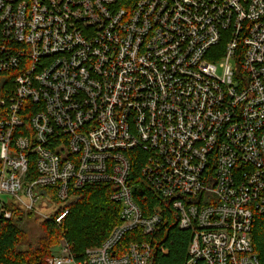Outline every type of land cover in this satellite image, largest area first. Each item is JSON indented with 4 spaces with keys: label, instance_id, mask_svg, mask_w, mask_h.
<instances>
[{
    "label": "built area",
    "instance_id": "2783aa9c",
    "mask_svg": "<svg viewBox=\"0 0 264 264\" xmlns=\"http://www.w3.org/2000/svg\"><path fill=\"white\" fill-rule=\"evenodd\" d=\"M0 24V70L18 71L0 99V220L14 205L61 225L95 184L121 206L100 245L79 258L62 237L48 264H157L164 210L146 212L141 183L192 232L176 264H262L264 0H0Z\"/></svg>",
    "mask_w": 264,
    "mask_h": 264
},
{
    "label": "trees",
    "instance_id": "16d2710c",
    "mask_svg": "<svg viewBox=\"0 0 264 264\" xmlns=\"http://www.w3.org/2000/svg\"><path fill=\"white\" fill-rule=\"evenodd\" d=\"M3 36L0 24V45ZM1 54V50H0ZM18 71L0 70V99L8 98L14 90V77ZM142 159H133L132 180L139 181ZM111 185L95 184L79 191V198L70 207V213L61 225L53 219L43 222L46 230L36 244L30 241L27 230L22 225L24 212L13 205L15 217L0 220V264H48L47 258L56 250L62 237L74 244V250L79 256L90 246H97L107 237L111 229L120 223L121 206L111 198ZM135 196L146 212L152 205L162 204L164 221L159 237L154 244L157 264H176L185 260L187 247L192 237L190 230L178 226V214L169 201L161 198L150 186L141 183L135 188ZM253 245L260 254L264 264V216H256L254 220ZM130 235L128 239H130ZM164 248L165 251L161 249Z\"/></svg>",
    "mask_w": 264,
    "mask_h": 264
},
{
    "label": "rangeland",
    "instance_id": "374dc122",
    "mask_svg": "<svg viewBox=\"0 0 264 264\" xmlns=\"http://www.w3.org/2000/svg\"><path fill=\"white\" fill-rule=\"evenodd\" d=\"M219 73H222V70H219ZM4 198H7L6 194H3ZM41 210V208H40ZM40 210H32L31 212L24 213V220L22 225L27 230L29 235V240L34 244L38 242L44 235H46V230L43 225V222L47 219H44V215L40 212ZM43 212L47 215L52 214V209L43 210Z\"/></svg>",
    "mask_w": 264,
    "mask_h": 264
}]
</instances>
